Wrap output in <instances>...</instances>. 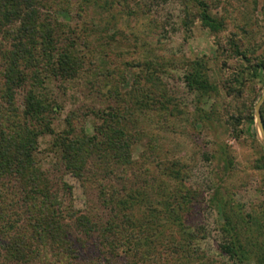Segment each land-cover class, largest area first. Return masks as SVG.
Listing matches in <instances>:
<instances>
[{"label":"rangeland","instance_id":"1","mask_svg":"<svg viewBox=\"0 0 264 264\" xmlns=\"http://www.w3.org/2000/svg\"><path fill=\"white\" fill-rule=\"evenodd\" d=\"M202 1L220 30L203 26L193 0H50L51 30L54 18L76 30L57 27L67 37L54 55L66 50L79 69L66 76L39 45L31 80L54 112L25 126L0 94V119L29 128L36 164L71 187L83 212L110 164L94 156L96 179L80 182L58 161L59 138L100 136L108 159L121 143L130 163L119 168L136 187H165V206L144 200L135 211L162 227L154 245L164 255L149 264H264V0Z\"/></svg>","mask_w":264,"mask_h":264},{"label":"trees","instance_id":"2","mask_svg":"<svg viewBox=\"0 0 264 264\" xmlns=\"http://www.w3.org/2000/svg\"><path fill=\"white\" fill-rule=\"evenodd\" d=\"M193 1L201 9L203 26L213 32L220 30L222 25L208 5L202 0ZM49 2L0 0V41L5 44L0 52L1 100L7 101L8 108L11 103L15 105L11 117L18 114L16 119L20 116L25 126L32 120L44 121L42 115L55 110L46 104L45 95L37 93L31 80V64L39 62V45L40 51L47 52L58 66L69 67L66 76H73L79 69L66 50L54 55L67 37L57 27L69 29L71 35L76 30L59 24L55 18L50 22L55 25L51 30L43 18ZM4 115L5 119H0V264H149L164 255L154 245L163 238L157 216L137 217L135 211L144 200L160 199L165 206V187H136L133 173L129 176L127 169L119 168L130 160L115 136L102 134L103 140L117 142L109 159L102 154L101 144L107 142H100V136L93 140L85 136L79 140L59 138L62 153L58 161L66 174L80 182L96 179L94 156L110 164L107 174L99 169L95 180L98 203L83 212L74 207L71 187L36 164L35 139L31 132L27 135L29 128L27 132L10 129L7 122L13 120ZM225 252L240 261L244 256L243 251L232 247Z\"/></svg>","mask_w":264,"mask_h":264},{"label":"water","instance_id":"3","mask_svg":"<svg viewBox=\"0 0 264 264\" xmlns=\"http://www.w3.org/2000/svg\"><path fill=\"white\" fill-rule=\"evenodd\" d=\"M261 131H262V134L264 136V129H263V126L261 125Z\"/></svg>","mask_w":264,"mask_h":264}]
</instances>
